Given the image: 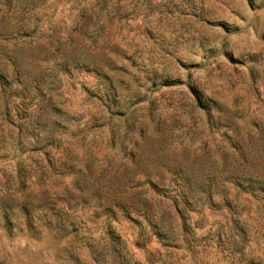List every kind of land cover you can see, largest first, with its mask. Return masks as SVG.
Listing matches in <instances>:
<instances>
[{
    "label": "rangeland",
    "instance_id": "obj_1",
    "mask_svg": "<svg viewBox=\"0 0 264 264\" xmlns=\"http://www.w3.org/2000/svg\"><path fill=\"white\" fill-rule=\"evenodd\" d=\"M0 264H264V0H0Z\"/></svg>",
    "mask_w": 264,
    "mask_h": 264
}]
</instances>
